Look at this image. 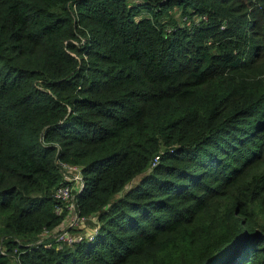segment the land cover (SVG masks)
<instances>
[{"label": "trees", "instance_id": "1", "mask_svg": "<svg viewBox=\"0 0 264 264\" xmlns=\"http://www.w3.org/2000/svg\"><path fill=\"white\" fill-rule=\"evenodd\" d=\"M59 163L96 231L57 248L37 241L69 215ZM11 258L264 264V0H0Z\"/></svg>", "mask_w": 264, "mask_h": 264}, {"label": "built area", "instance_id": "2", "mask_svg": "<svg viewBox=\"0 0 264 264\" xmlns=\"http://www.w3.org/2000/svg\"><path fill=\"white\" fill-rule=\"evenodd\" d=\"M157 160L158 157H155L154 162ZM58 165L65 184L59 186L54 191L53 197L57 200L65 202L66 208L68 209L69 213L73 214V216H70L68 222L65 221L62 228L56 231L44 232L37 241V244L47 243V245L50 246V243L53 242L57 248H60L61 246L72 247L74 244L81 241L85 236L91 239L94 232L96 231V227L92 233L88 232L86 234L71 232V230H77L78 228L81 229L89 220L95 224L96 219L92 215L90 217H79L75 209V196L83 186L81 167L66 165L63 163H59ZM73 189H75L74 192ZM1 251L3 253L4 249L2 248Z\"/></svg>", "mask_w": 264, "mask_h": 264}, {"label": "rangeland", "instance_id": "3", "mask_svg": "<svg viewBox=\"0 0 264 264\" xmlns=\"http://www.w3.org/2000/svg\"><path fill=\"white\" fill-rule=\"evenodd\" d=\"M175 18L177 19V20H179V22L181 21L180 20V16H179V12L177 11L176 13H175ZM75 191V189H73V192ZM70 216H73V214L72 213H69V215H68V218H67V220H66V222H68V219H70ZM95 224H94V222H92V221H87L85 224H84V226L80 229V228H78L77 230H71V232H75V233H82V234H86V233H88V232H93L94 231V228H95ZM10 264H17V262H16V259H14V258H11V263Z\"/></svg>", "mask_w": 264, "mask_h": 264}]
</instances>
